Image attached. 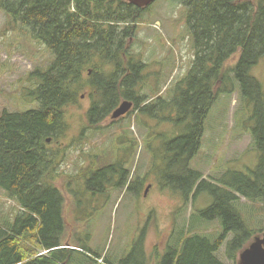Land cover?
Listing matches in <instances>:
<instances>
[{"label":"trees","instance_id":"16d2710c","mask_svg":"<svg viewBox=\"0 0 264 264\" xmlns=\"http://www.w3.org/2000/svg\"><path fill=\"white\" fill-rule=\"evenodd\" d=\"M175 1L187 8L195 59L181 82L180 98L150 105L139 91L146 65L130 56L129 42L151 5L138 8L126 0H0V13L7 15L10 25L25 28L53 57L46 69L27 78L23 101L34 106L0 114V189L20 207L14 223H0V264H113L110 257L87 248L78 233L73 243L66 240L65 199L55 185L58 165L69 148L62 142L70 129L68 110L88 88L92 100L87 130H100V123L125 100L141 114L156 119L168 115L175 126L185 125L182 134L165 144L160 182L180 193L186 203L200 193L213 197V203L199 213L200 221L219 220L222 233L216 238L185 235L183 228L169 241L167 264H225L218 252L231 234L227 256L235 261L258 232L237 205L245 198L264 207V88L252 75L264 58V0ZM238 52L236 65L225 68ZM230 72L239 84L240 99L250 109L258 164L246 173L227 171L211 182L191 164L201 149L213 105L219 96L234 93ZM80 141L81 137L75 144ZM84 169L69 177L68 187L75 180L86 192L97 194H105L110 185L135 190L136 183L128 186L129 172L122 160ZM121 264L132 263L125 259Z\"/></svg>","mask_w":264,"mask_h":264},{"label":"rangeland","instance_id":"374dc122","mask_svg":"<svg viewBox=\"0 0 264 264\" xmlns=\"http://www.w3.org/2000/svg\"><path fill=\"white\" fill-rule=\"evenodd\" d=\"M186 15V6L178 1L155 0L142 15L143 19L136 23L129 54L146 65L140 73L139 91L147 96V104L156 105L159 99L169 102L176 95L180 98L181 82L195 59ZM8 21L7 15L1 12L0 114L4 110L18 112L34 106L23 101L27 78L37 69H46L53 58L50 50L33 40L25 28L14 27ZM239 58L240 52L225 68H233ZM252 75L264 88V58L252 70ZM229 81L234 93L219 96L213 105L201 149L191 164L211 182L222 178L227 171L246 173L258 164L250 131V109L240 99L239 84L232 72ZM91 92L88 88L78 104L68 110L70 129L62 142L69 148L58 165L55 182L65 199L66 240L73 243L78 233V239L87 248L102 254L103 258L110 257L113 264H121L125 259H130L132 264H167V244L183 228L185 235L192 232L218 237L222 233L220 221H200L199 215L213 203V197L200 193L194 202L186 203L180 193L164 188L160 182L166 163L165 144L182 134L185 125L175 126L166 119L168 115L156 119L133 107L119 120L111 116L104 119L100 130H87ZM80 137L82 144H75ZM120 160L129 172L128 186L136 183L135 190H128L127 186L116 190L110 185L105 194H97L86 192L84 185L74 184L75 180L71 181L74 186L67 185L69 177L80 175L84 168ZM237 207L253 229H258L247 249L257 237L264 238L261 232L264 207L245 198L240 199ZM19 212L18 204L0 189V223H14ZM192 215L195 216L192 218ZM232 239V234L227 237L218 257L225 264H240V254L245 249L235 261L227 256V243Z\"/></svg>","mask_w":264,"mask_h":264},{"label":"water","instance_id":"95a60500","mask_svg":"<svg viewBox=\"0 0 264 264\" xmlns=\"http://www.w3.org/2000/svg\"><path fill=\"white\" fill-rule=\"evenodd\" d=\"M138 8H147L155 0H126ZM134 107L133 102L125 100L112 113L113 120H119L126 116ZM50 142V139L48 140ZM240 264H264V238L257 237L255 241L240 254Z\"/></svg>","mask_w":264,"mask_h":264},{"label":"crops","instance_id":"0c3cea01","mask_svg":"<svg viewBox=\"0 0 264 264\" xmlns=\"http://www.w3.org/2000/svg\"><path fill=\"white\" fill-rule=\"evenodd\" d=\"M166 244H167V243L165 242V246H166ZM168 244H169V242H168ZM168 244H167V246H168ZM74 249H76V248H74Z\"/></svg>","mask_w":264,"mask_h":264}]
</instances>
